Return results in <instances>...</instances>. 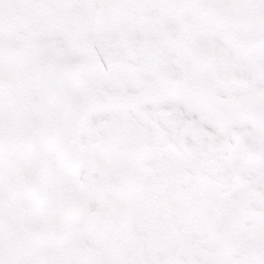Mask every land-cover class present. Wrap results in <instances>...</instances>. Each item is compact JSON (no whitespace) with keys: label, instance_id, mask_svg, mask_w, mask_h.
I'll return each instance as SVG.
<instances>
[{"label":"snow or ice","instance_id":"obj_1","mask_svg":"<svg viewBox=\"0 0 264 264\" xmlns=\"http://www.w3.org/2000/svg\"><path fill=\"white\" fill-rule=\"evenodd\" d=\"M0 264H264V0H0Z\"/></svg>","mask_w":264,"mask_h":264}]
</instances>
